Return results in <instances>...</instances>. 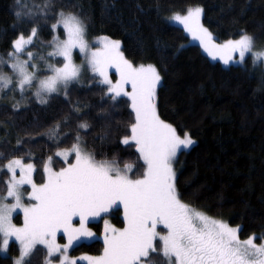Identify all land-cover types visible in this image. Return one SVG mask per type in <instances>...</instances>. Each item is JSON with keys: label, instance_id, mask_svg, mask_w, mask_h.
I'll return each mask as SVG.
<instances>
[{"label": "trees", "instance_id": "1", "mask_svg": "<svg viewBox=\"0 0 264 264\" xmlns=\"http://www.w3.org/2000/svg\"><path fill=\"white\" fill-rule=\"evenodd\" d=\"M0 0V58L5 62L12 42L33 28L37 37L27 50L43 52L53 37H64L62 27L53 29L61 12L74 13L84 23L87 36L119 40L121 51L133 63L154 64L161 75L156 92V110L161 120L189 133L195 143L175 158L176 188L180 199L204 212L241 226L240 239L264 237V69L254 66L250 55L243 62L223 66L212 61L200 45L165 17L201 7L202 24L218 42L239 38L242 32L255 37V47H264V0ZM17 13L21 16L18 19ZM32 13V15H29ZM43 44V45H42ZM56 63L62 60L55 58ZM4 64V63H2ZM0 64V71L10 68ZM42 75L49 74L42 71ZM107 86L90 73L84 82H72L63 91L23 96L0 92V165L23 158L34 166V182L44 180V164L59 170L66 164L56 155L59 149L80 144L99 161L133 165L132 178L142 175L145 164L135 145L121 140L131 133L135 121L126 96L113 100ZM19 105V107H14ZM82 123L87 129L79 127ZM56 135L50 132L55 126ZM19 141V143H18ZM72 156L67 160L71 163ZM8 171L0 173L7 181ZM3 193L6 185H0ZM28 186L23 187L27 192ZM117 226L124 221L120 208L106 217ZM105 217V216H104ZM21 223L20 215L14 217ZM97 232L102 220L92 221ZM63 241L62 236H58ZM2 235H0V247ZM103 242H80L71 256L99 254ZM19 253L16 242L0 255V264H13ZM47 251L37 245L31 264H44ZM162 257L153 256L159 264Z\"/></svg>", "mask_w": 264, "mask_h": 264}, {"label": "snow or ice", "instance_id": "2", "mask_svg": "<svg viewBox=\"0 0 264 264\" xmlns=\"http://www.w3.org/2000/svg\"><path fill=\"white\" fill-rule=\"evenodd\" d=\"M47 7L45 0L44 8ZM202 13L201 7L188 8L186 15L176 12L169 19L183 24L213 59L219 56L226 65L233 60L232 53H239V62L244 61L246 54H250L254 66L264 62V48L255 50V37L246 32L238 39L213 43L212 34L200 24ZM59 15L60 19L52 27L56 29L57 25H62L67 38L58 41L56 51L49 55L63 57V66L48 65L53 75L39 81L35 94L40 103L47 102L43 93L58 92L61 85L66 88L79 78L82 65L73 63L72 50L78 48L87 54L91 47L85 39L83 21L74 13L61 12ZM20 16L17 13L18 19ZM36 37V28L27 37L21 33L12 42L13 51L8 53L9 57L16 58L11 67L21 77L18 81L21 92L25 86L32 87V82L37 79L39 65L29 64L34 54L27 51V46L33 44ZM97 41L103 48L91 51L88 63L93 73L103 77L100 83L109 85L105 95L113 94V100L120 96L130 98L135 122L130 126L131 135L125 136L121 143L130 146V141L135 142L140 154L138 159L144 161L146 170L141 178L131 179L127 172L133 170L132 165H125V170H121L108 161L96 162L92 154L81 148L79 136L68 150L75 153L76 162L59 172H51L45 166L49 175L42 185L33 182L34 166L23 163V158L11 160L6 166L0 165V173L5 168L11 173L8 181H0L7 190L4 195L0 187V235L4 249L9 245V237L19 242V256L14 264H31L37 245L47 249L45 264H52L51 258L61 253L59 264H76V260H69L67 252L81 239L94 238L86 223L118 204L123 205L126 227L116 229L105 221L104 254L96 258L81 257L87 259L88 264H157L153 256L162 257L159 264H264V243L258 245L255 235L241 241V226L230 227L181 201L172 161L181 147L188 149L195 141L187 132L181 138L176 128L160 119L155 98L161 76L155 66L133 67L119 51L120 41L108 37L97 38ZM25 52L28 58L20 60L19 55ZM29 66L36 71L29 72ZM109 67H114L120 75L115 83L109 79ZM12 83L11 78L0 75V92ZM125 84H131V92L125 91ZM79 127L87 129L89 125L82 123ZM58 128L59 124L50 130L53 136ZM57 155H67V152ZM0 158H4L3 154ZM24 185L32 188L29 198L35 203L30 206L22 205ZM9 197L15 202L7 203ZM21 208L24 224L16 227L12 223L13 213ZM73 217H79L78 228L72 224ZM157 225H163L167 233L161 235ZM58 231L67 236L66 244L56 242Z\"/></svg>", "mask_w": 264, "mask_h": 264}, {"label": "rangeland", "instance_id": "3", "mask_svg": "<svg viewBox=\"0 0 264 264\" xmlns=\"http://www.w3.org/2000/svg\"><path fill=\"white\" fill-rule=\"evenodd\" d=\"M190 8H195V7H190ZM173 13H176V12H170V13H168L167 16L165 17V19H166L169 23L181 27V28L186 32V34L189 36L190 43H196V44L200 45V47L202 48V50L204 51V53L209 57L210 60H212V61H219V62L222 63L223 66H229V65H231V64H233V63H236V62L240 61L239 53H232L231 55H232V57H233V60L230 61L227 65L224 64L223 60H221V59L219 58V56H217L215 59H213V57H212L211 55H209V53H208V52L204 49V47L201 45L200 40H199L198 38H194L193 35H192V33L188 32V31L184 28L183 24H180V23H178V22H176V21H173V20L169 19V17H170ZM179 13L182 14V15H186V14H187V10H186L185 12H179ZM201 18H202V15H201V17H200V24H201L204 28H206V27L202 24V19H201ZM59 19H60V16H59V18H58L57 20H59ZM57 20H56V23H57ZM57 27H62V25H57ZM62 29H63V27H62ZM206 29H207V28H206ZM63 30H64V29H63ZM85 30H86V28H85ZM208 31H209V30H208ZM100 37H108V36H97V37L90 38V37L87 36V33L85 32V39H86V40L90 43V45H91L90 49L88 50V53H87V54H86V53H81V52L79 51L78 48H74V49L72 50V51H73V57H72V58H73V63L76 64V65H78V66H79V65H82V68H81V72H80L79 78H78L77 80H75V81H72V82H84V80H85L87 74H90V73L96 75V76L99 78V81H101V80L103 79V77H101V76H99L98 74L92 72V70H91V66H90L89 63H88V59H89V57H90V53H91V51H95L96 49H102V48H103V44H101V43H99V42L97 41V38H100ZM54 38H58V39H54ZM66 38H67V36H66V32H65V30H64V37H62V38H60V37H53V40L50 42L49 46H48V45H45L46 47L44 48L43 52H37V51H35V50H27V51H31V52L34 54V57H33V59H32L31 61H29V64H30V65H31V64H38V65H39V71L36 72L37 79L34 80V81L32 82V83H33V86H32V87L25 86V89H24L23 92H21L20 87H19V84H18V81H19V79H20L21 77H20V76L18 75V73L15 72V71L13 70V68L11 67V65L15 62V59H16V58H15V57H9V56H8V58L6 59V61L4 62V64H2V66H7V67H9V68H10V72L7 73L6 71H0V75H5V76L11 78L12 81H13V83H12L11 85H9L7 89H4L1 93H3V94H9L10 96H11V95H17V94H18L19 96H23L24 93H26L27 91H30V92H32L33 94H35V93L37 92V90H38V87H39V81L42 80V79H45L47 76L53 75V72H52L51 69L48 68V65H53L54 67H62V66H63V57H60V56H51V55H49V53L55 52V51H56V44L58 43V41H63V40H65ZM108 38H110V37H108ZM110 39L113 40V41H119V40L112 39V38H110ZM237 39H238V38H237ZM224 42H226V41L218 42V41L213 40V43H215V44H223ZM255 44H256V41H255ZM42 45H43V44H42ZM260 48H264V47L257 46V47H255V50H258V49H260ZM11 51H13V48H12ZM119 51H120V53H122V51H121V43H120V49H119ZM122 54H123V53H122ZM248 55H250V54H246V56H248ZM246 56H245V57H246ZM40 57H44V59H40ZM123 57H124V59H126L124 55H123ZM27 58H28V57H27V52L22 53V54L19 55V59H20V60H25V59H27ZM55 58H59V59H61V60H62L61 64L56 63V62L54 61ZM126 60H128V59H126ZM128 61L133 65V67H140L141 65L147 67L148 65H154V64H144V63H133V62H131L130 60H128ZM260 65H261L262 68L264 69V62L260 63ZM154 66H155V65H154ZM155 68H156V66H155ZM27 70H28L29 72L36 71L35 69H33V68L30 67V66L28 67ZM156 70H157V68H156ZM42 71H48L49 74H47V75H42V74H41ZM157 72L159 73L158 70H157ZM159 75H160V73H159ZM108 76H109V79H110L113 83H115L116 81H118V80L120 79V75H119V73L116 72V70H115L114 67H109V68H108ZM160 76H161V75H160ZM72 82H70L69 84H71ZM160 83H161V81H160L159 84L157 85V88H158V86L160 85ZM69 84H68V85H69ZM68 85H67V86H68ZM106 86H107V88L109 87V85H106ZM157 88H156V92H157ZM64 89H65V87H64L63 85H61L59 91H63ZM124 89H125V91H127V92H131V91H132L131 84H125ZM11 97H12V96H11ZM126 97H127V96H126ZM128 98H129V97H128ZM129 99H130V98H129ZM130 101H131V100H130ZM155 102H156V98H155ZM134 114H135V113H134ZM134 122H135V121H134ZM165 123H167V122H165ZM168 124H169V123H168ZM130 135H131V133H130ZM130 135H129V136H130ZM178 135H180L181 138H183V135H181V134H178ZM191 139H192V138H191ZM192 140H194V139H192ZM194 141H195V140H194ZM130 143H133V144L135 145V142H131V141H130ZM80 146H81V148L83 149L84 152L88 153V152L83 148V146H82L81 144H80ZM191 146H192V145H191ZM191 146H190V147H191ZM190 147H189V148H190ZM71 148H72V147H70V148L59 149V150L56 152V155H57L58 152H61V153H63V152H67V155H57L58 157H60L61 159H63V160L65 161V163H66V164L64 165L63 168H67L70 164H74V163L76 162V156H75V153H74V152H71V151H68V150H70ZM135 148H136V145H135ZM189 148H188V149H189ZM181 150H186V149H184V148L181 147V149H179L178 152L181 151ZM178 152H177V154H178ZM70 156H72L73 160H72L71 163H68L67 160L70 158ZM175 158H176V157H175ZM175 158H174L173 161H172V168H173L174 172L176 173V168H175ZM11 160H14V159H11ZM11 160H9L8 162H6V164H4V166H6ZM95 161H96V162H101V161L96 160V159H95ZM108 162H109L110 164H112L113 167L119 168V169H121V170H125V165H131L130 163H126V164H124V165H119L116 161H108ZM143 162H144V161H143ZM25 164H28V163H25ZM45 166H47V167L51 170V172H59L61 169H63V168H61V169H59V170H55V169H53V168H52V165H51V160H50V159L46 160V162H45V164H44V168H43V172H44V180H43V182H42L41 184H37L38 186H39V185H42V184H44V183L47 182V178H48L49 173H48L47 171H45ZM132 166H133V165H132ZM146 167H147V166L145 165V169H144V171L146 170ZM5 169H6V168H5ZM6 170H7V169H6ZM131 172H132V171L127 172V175H128L131 179H139V178H141V176H142V175H141V176H139V177H137V178H132V177H131ZM16 173H17V178H19V169L16 170ZM7 177H8V178H7V181H8V180L10 179V177H11V173H10V172H8V176H7ZM33 177H34V171H33V173H32V179H33V182H34V178H33ZM34 183H35V182H34ZM35 184H36V183H35ZM25 186H28L29 189H28L27 192H24V191H23L22 205H23V206H30L31 204L35 203L34 200H31V199L29 198V193L32 191V188H31V185H24L23 187H25ZM6 191H7V190H6ZM6 191H5V193H3L4 195H6ZM181 201H182V200H181ZM6 202H7V203H14L15 201H14V198L9 197V198L7 199ZM182 202H183V201H182ZM183 203H185V202H183ZM186 204H187V203H186ZM188 205H189V204H188ZM189 206H191V205H189ZM191 207H192L193 209L197 210V211H200V210L196 209V208L193 207V206H191ZM116 208H120V214H121V216H122V218H123V221H124L123 226H117V225H115V224L111 221V219H110L109 216L106 217V216H107L112 210H114V209H116ZM17 214L20 215V218H21V223H20V224H16V223L14 222V217H15ZM104 216H105V217H104ZM209 217H210V216H209ZM211 218H212V217H211ZM213 219H214V218H213ZM98 220H102V229H101L100 232L95 231V230L90 226V224H89V223L92 222V221H98ZM105 221H107L108 224H109L111 227H114V228H116V229H123L124 227H126V222H125V219H124V209H123V205H122V204L115 205V206H113V207H111V208L109 209V212H108V213H101V215H100L99 217L90 218L89 221L86 223V227H87L90 231H92V232L94 233V238H83V239L80 240V242H89V241H92V240H95V239H100V240L103 242V249H102L101 253L96 254V255L83 253V254H80V255H78V256H71L70 253H69V251H70V249H71L72 247H70V248L68 249V252H67V255H68L69 260H76V264H88V260H87V259H81V257H92V258H96V257H100V256H102V255L104 254V247H105V245H104ZM224 222H225V221H224ZM12 223H13L16 227H23V224H24V213H23L22 208H21V209H17V210L13 213ZM72 224H73L74 227L78 228V227L80 226L79 217H73V218H72ZM228 225H229V224H228ZM229 226H230V227H236V226H231V225H229ZM157 231H158L161 235H165V234L167 233V229L164 228L163 225H157ZM58 236H62V237H63V241L60 242ZM8 239H9V244H10L12 241H14V242L17 243L18 248H19V242L16 241L14 237H9ZM246 239H247V238H246ZM246 239H240V240H241V241H244V240H246ZM56 242H57L58 244H60V245H64V244H66V243L68 242V240H67V236H66L62 231H58V232H57V235H56ZM80 242H79V243H80ZM256 243H257L258 245L261 244V243H264V239L261 240L260 242H257V241H256ZM42 246H43V245H42ZM8 247H9V245L7 246V249H4V246H3V236H2V243H1V247H0V255H5V254H7V252H8ZM45 249H46V248H45ZM46 251H47V249H46ZM61 255H63V253L58 254L57 257L51 258V259H52V264H59V259H60V256H61ZM18 256H19V253H18L17 256H15V257L13 258V264H14L15 260L18 258ZM44 264H45V262H44Z\"/></svg>", "mask_w": 264, "mask_h": 264}]
</instances>
